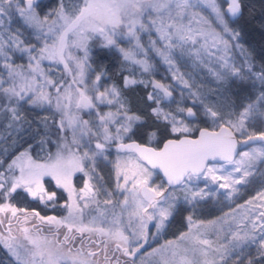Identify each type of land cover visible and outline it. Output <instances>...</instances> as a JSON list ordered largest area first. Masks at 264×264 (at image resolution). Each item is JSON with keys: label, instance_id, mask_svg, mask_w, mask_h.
<instances>
[{"label": "snow or ice", "instance_id": "6c2138e0", "mask_svg": "<svg viewBox=\"0 0 264 264\" xmlns=\"http://www.w3.org/2000/svg\"><path fill=\"white\" fill-rule=\"evenodd\" d=\"M248 11L0 0V264H264Z\"/></svg>", "mask_w": 264, "mask_h": 264}, {"label": "rangeland", "instance_id": "374dc122", "mask_svg": "<svg viewBox=\"0 0 264 264\" xmlns=\"http://www.w3.org/2000/svg\"><path fill=\"white\" fill-rule=\"evenodd\" d=\"M45 2L49 3V0H45ZM51 3L54 4L55 0H51ZM246 3L250 6L251 11L246 12L245 19L241 23L245 28L246 40L248 41L249 44H251L253 47H255V44L252 41V37L250 35V32L249 33L247 32L249 30H246L245 20L256 19V21L258 22L259 27H260L261 22H264V16L261 15L262 11H264V0H246ZM262 35L264 36V34H262ZM263 36L259 35L258 39H260ZM111 159L112 160L115 159V154H113ZM106 163L107 162H102L100 165V169H101L102 175L105 177L106 182L109 185L114 187V181L111 177V165L107 164V166H105ZM80 186H82V183ZM51 214H53V213H51ZM216 214H219V213H216ZM209 218H211V217H209ZM178 228H179V224H177L175 227L170 229L168 232V238H171L173 236V234H175L177 232Z\"/></svg>", "mask_w": 264, "mask_h": 264}, {"label": "trees", "instance_id": "16d2710c", "mask_svg": "<svg viewBox=\"0 0 264 264\" xmlns=\"http://www.w3.org/2000/svg\"><path fill=\"white\" fill-rule=\"evenodd\" d=\"M245 25H246V30H249L247 31L248 33L250 32V35L252 37V41L254 42L255 44V47L257 49H259V47L264 44V36L262 35L260 31V27H259V24L258 22L256 21V19H247L245 20ZM259 35L260 36H263L261 37L260 39L259 38ZM30 207L31 206H35V205H29ZM41 208V207H40Z\"/></svg>", "mask_w": 264, "mask_h": 264}, {"label": "flooded vegetation", "instance_id": "af4514ba", "mask_svg": "<svg viewBox=\"0 0 264 264\" xmlns=\"http://www.w3.org/2000/svg\"><path fill=\"white\" fill-rule=\"evenodd\" d=\"M39 207H41L40 210H41L43 213H47V214H51V213H52V210H50V209H43L42 206H39Z\"/></svg>", "mask_w": 264, "mask_h": 264}]
</instances>
